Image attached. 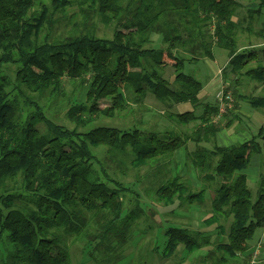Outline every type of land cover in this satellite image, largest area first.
<instances>
[{
  "label": "trees",
  "instance_id": "16d2710c",
  "mask_svg": "<svg viewBox=\"0 0 264 264\" xmlns=\"http://www.w3.org/2000/svg\"><path fill=\"white\" fill-rule=\"evenodd\" d=\"M239 1L51 0L49 5L38 3L37 8V0H0V244L7 249L4 264H71L69 247L87 236L86 215L109 210L111 224L120 220L125 195L132 192L122 182L102 178L106 171L95 169L92 149L104 146L122 152L129 148L133 156L129 166L139 169L174 155L188 142L197 146L186 159L197 169L199 190L176 177L160 186L155 196L164 206L178 200L188 208L207 211L203 223L214 228V238L194 228H166L162 259L181 260V254L188 258L207 249L191 264H249L248 243L256 230L264 228V127L239 146L216 147L214 139L221 126L214 121L215 104L199 117L194 112L175 116L180 127L199 123L182 143L161 136L152 144L150 135L138 127L131 131L103 127L100 134L92 129L96 118H113L130 106H143L147 93L160 103L195 106L199 84L182 72L185 61L173 55L178 48L191 46L187 55L196 60L198 53L209 52L206 43L211 42L228 50L229 69L238 73L245 66L242 56L234 55L237 25L232 18ZM255 1L258 5L252 14L264 10V0ZM73 5L85 20L97 19L111 29L112 37L98 38L82 31L55 38V17ZM153 35L160 36L163 48L150 46ZM164 55L173 63L178 90L162 77L167 65ZM9 67L15 69L13 78ZM256 74L257 81L264 82L261 68ZM64 79L76 99L84 90L81 101L72 103ZM255 106L264 109V99ZM51 108L66 109L65 117L74 127L70 130L49 119ZM203 143L212 147H198ZM255 155L260 158V173L253 192L244 171Z\"/></svg>",
  "mask_w": 264,
  "mask_h": 264
},
{
  "label": "rangeland",
  "instance_id": "374dc122",
  "mask_svg": "<svg viewBox=\"0 0 264 264\" xmlns=\"http://www.w3.org/2000/svg\"><path fill=\"white\" fill-rule=\"evenodd\" d=\"M50 1L37 0L35 7L38 6V3L49 5ZM61 14L55 17L58 20V25L53 35L57 39H64L79 34L82 31H91L98 38L110 39L112 37L111 29L106 28L97 19L85 20L82 13L74 5L67 7ZM157 47L163 48L156 45L153 46V48ZM214 57L218 62H222V56L219 52L215 53ZM14 70V67H9L8 75L11 78L14 76ZM183 72L195 77L202 84H204L203 76L206 74L212 76L211 68L205 61H199L195 64H185ZM123 79L124 76L120 79V84H122ZM63 87L67 96L72 99V103L83 99L84 90H81L78 99H76L75 95L77 94H72V86L67 83V79H64ZM145 109L130 106L127 110L117 114L113 118H96L92 129L95 134H100V129L103 127L116 128L121 131H131L135 127H138L143 134L150 135L152 144L156 143L159 132L160 135L167 132L164 136H168V140H172L171 137L175 138V133L180 135L187 130L185 127L177 126L174 121L168 123L166 115L159 114L161 107L157 108L156 106L157 112L148 115L147 118H145ZM65 110H60L59 112L56 108H51L47 111V116L57 125L71 130L74 125L68 122L65 117ZM233 110L234 102L233 108L224 117H228ZM149 112L147 110V113ZM221 118L218 119L219 121L214 120L220 126L222 125ZM79 131H83V129H79ZM208 147H211V145H208ZM92 153L97 159V166L95 168L97 172L99 173L101 170L106 171V176L102 178L104 180L110 178L122 182L124 186L130 188L132 193L125 195L121 218L114 224L110 223L113 215L109 210L107 212L95 211L86 215L87 236H81L78 241L74 240L75 244L69 247L72 264H191L198 256L205 255L207 249L201 250L188 258L179 260V257H176L170 261H165L162 259V252L165 247V243H163L164 238L162 237L161 242L163 244H160V254L154 252L156 248L148 241L150 239L148 236L153 235L155 232L152 227L157 225L166 229L169 227H181L189 223L196 228L203 229L204 236L206 237H211L215 233L209 227L201 225L204 224L203 220L209 216L207 211H200L196 206H193L191 211H189L190 208L186 207V204L179 203L178 200H175L170 206H164L156 199L155 191L176 177H179L191 189L197 191L191 184L192 178L182 172L184 169L189 172L191 164L196 176L198 174L197 169L191 160L186 159L184 153L176 152L174 155L168 154L139 169H132L129 166V162L133 157L129 148L118 152L102 146L92 149ZM251 190L254 192L255 188H251ZM208 200L209 196H206V202L209 204ZM206 202L204 205H206ZM204 208H207V206ZM147 228L149 229L148 231H146ZM205 228H208V231ZM116 229L119 231H116ZM121 231H124V233L120 234ZM161 235L163 236V232H161ZM102 237L105 238L100 239ZM6 250L4 245L0 244V264H4L6 261Z\"/></svg>",
  "mask_w": 264,
  "mask_h": 264
},
{
  "label": "crops",
  "instance_id": "0c3cea01",
  "mask_svg": "<svg viewBox=\"0 0 264 264\" xmlns=\"http://www.w3.org/2000/svg\"><path fill=\"white\" fill-rule=\"evenodd\" d=\"M257 5L258 2L255 0L239 1V7L236 9L232 18V21L236 22L237 25L235 31L236 49L234 55H241V61L245 63V66H243V68L238 73L233 74L229 69L230 56L228 50L218 48L211 42L206 43L208 44L207 47L209 52L202 55L198 53L197 56L199 58L196 60H191V56L187 55V52L192 48L191 46L181 47L177 50H174L173 55L185 61L182 72L185 64H195L199 61H205L211 68L212 76H208V74L205 76L202 75L204 77V84H202V82L195 77L183 72L185 75L191 76L199 84L200 90L196 96L198 103L195 106H192L189 102H183L179 104L171 101L160 103L153 97L152 94L147 93L143 101V106L139 107L144 109L146 108L148 111H150L147 113V110L145 109V118H147L148 115H152L157 112L156 106L157 108L161 107V112L159 111V114L166 115L168 123L173 121L175 122V116L185 112H194V114L199 117L203 114L205 109L208 107H214L216 93L219 90H225L230 92L232 95L234 110L229 114L228 117L222 116L220 119L222 121L221 130L215 135L214 145L220 148L235 147L246 141H249L252 139V137L256 136L258 130L261 127H264V109L255 108L256 102L264 99V82L259 83L257 81L256 74L258 69L261 68V75L264 78V10L252 14L251 12L257 9ZM151 41L152 44H150V46L153 47L156 45L160 47L159 35H153L151 37ZM217 52L221 54L222 62H218L214 57L215 53ZM162 59L167 63L162 72L163 79L168 83L170 88L178 90L180 86L174 81L176 73L171 59H168L166 55H164ZM166 111L169 115L166 113ZM195 125L185 127L187 130L180 135L175 133L177 142H174L182 143L183 137L186 136V134H190ZM166 133L160 135L159 132L157 137L164 136ZM208 145H211L212 147V144L206 143L199 144L198 147L207 149L210 148ZM196 147L197 146L193 143L188 142L184 145L181 144L175 153H184L186 157V154L188 152L195 151ZM182 167L185 168L184 165H182ZM189 167V172H187L186 169H184L182 172L188 174L190 178H192L191 184L195 187V189L199 190L200 182L193 171L194 168L191 164ZM259 173L260 158L258 155H255L250 159V165L244 171L247 179V185L250 189L256 188ZM191 208L189 211H191ZM189 214L191 213L189 212ZM201 225L205 226L204 224ZM179 228H194V230L204 232L203 229L196 228L189 223ZM152 229L155 230V232L153 235L148 236L150 237L148 241H150L156 248V250L154 249V252L160 254V247L166 241L164 235H161V232L164 230V228H161L157 225L153 226ZM148 230L149 229L147 228L146 231ZM205 230L208 231V228H205ZM211 230L212 232H215L214 228ZM116 231L119 230L116 229ZM262 234L263 228L255 231L252 241L248 243L249 255H252L255 252L257 244L262 238ZM162 237L164 240L161 244ZM103 238L105 237L100 239ZM180 258H185L184 254H181ZM258 260L261 264H264V241L260 244Z\"/></svg>",
  "mask_w": 264,
  "mask_h": 264
},
{
  "label": "built area",
  "instance_id": "2783aa9c",
  "mask_svg": "<svg viewBox=\"0 0 264 264\" xmlns=\"http://www.w3.org/2000/svg\"><path fill=\"white\" fill-rule=\"evenodd\" d=\"M215 104L217 107V115L215 120H218L222 116H224L230 109L233 108V99L230 92L225 90H219L215 95ZM264 241V228L262 238L257 244L255 252L252 254L249 264H260L258 260V251L260 248V244Z\"/></svg>",
  "mask_w": 264,
  "mask_h": 264
}]
</instances>
